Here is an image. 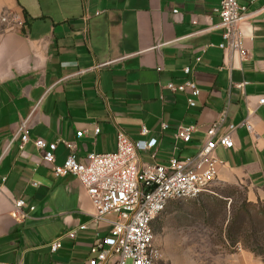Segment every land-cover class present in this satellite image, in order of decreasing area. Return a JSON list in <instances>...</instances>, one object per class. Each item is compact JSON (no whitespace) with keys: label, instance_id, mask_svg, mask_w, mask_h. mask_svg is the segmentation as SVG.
<instances>
[{"label":"crops","instance_id":"obj_1","mask_svg":"<svg viewBox=\"0 0 264 264\" xmlns=\"http://www.w3.org/2000/svg\"><path fill=\"white\" fill-rule=\"evenodd\" d=\"M221 2L89 0L86 37L83 0H0V263L88 264L98 230L106 235L110 228L94 223L95 206L76 176L54 174L38 138L58 143L56 164L65 162L67 142L77 144L85 161L91 152L116 151L120 126L136 140L157 138L143 161L168 164L173 156L196 154L225 116L218 135L230 124L237 128L234 147L217 149L219 180L246 185L251 200L264 198V0H240L248 6L240 25L246 60L219 46ZM6 11L18 13L26 26L10 30L2 20ZM106 62L99 72L78 73ZM187 79L200 88L196 107L189 106V90L165 87ZM24 119L31 140L22 148L20 140L11 141ZM180 126L197 128L189 142L176 138ZM17 199L26 202L24 221L11 214ZM56 239L63 246L53 252Z\"/></svg>","mask_w":264,"mask_h":264},{"label":"built area","instance_id":"obj_2","mask_svg":"<svg viewBox=\"0 0 264 264\" xmlns=\"http://www.w3.org/2000/svg\"><path fill=\"white\" fill-rule=\"evenodd\" d=\"M88 2L89 0H83L86 37L89 35V21L92 17ZM247 10L248 6L240 0H222L218 9L224 29L223 42L219 46L224 50L239 52L242 60H246L249 55L240 29ZM95 15H101V11H96ZM2 20L8 24L10 30L16 31L26 26V20L16 12L6 11ZM201 59L198 57L197 62ZM109 63H98L78 73L99 72ZM184 71L189 74L191 68L186 67ZM246 84L247 82L240 83L238 87H245ZM165 87L172 92L189 90V106H197L196 98L200 95V88L195 80L187 79L182 84L170 82ZM101 96L106 99L103 93ZM259 102L264 105V97ZM225 121L223 116L209 128L208 138L196 154L184 159L173 156L168 164L143 161L142 152L155 148L157 138L136 140L120 126H117V150L91 152L85 161L79 157L77 144L67 142L70 152L63 164H56L58 143H48L43 138L35 140L37 148L43 152V160L52 165L57 177L74 175L86 188L96 209L93 215L94 223H105L110 227L106 235H102L98 230L88 264H158L162 253L156 243V221L172 201L199 198L210 192L211 184L219 178L222 164L217 156L218 147L233 148L235 145L232 134L237 128L236 125L230 124L228 133L218 135L219 128ZM247 126L252 128L249 122ZM168 127V124H163V128ZM196 130L195 126H180L175 136L178 140L189 142ZM95 132L99 133V129L96 128ZM148 133L149 129L143 126L141 134ZM83 134L80 132L78 136L82 137ZM16 140H20L22 148L31 140L28 119L21 121L11 142ZM152 157H156L155 152ZM25 206L23 199L15 200L12 217L17 221H24L28 217ZM34 209V206L31 207V210ZM86 228V224L80 226V229ZM76 232L70 231L68 236L75 238ZM62 246V239H56L51 243V250L57 252Z\"/></svg>","mask_w":264,"mask_h":264},{"label":"rangeland","instance_id":"obj_3","mask_svg":"<svg viewBox=\"0 0 264 264\" xmlns=\"http://www.w3.org/2000/svg\"><path fill=\"white\" fill-rule=\"evenodd\" d=\"M248 191L218 178L203 196L172 201L155 224L158 264H264V198Z\"/></svg>","mask_w":264,"mask_h":264}]
</instances>
